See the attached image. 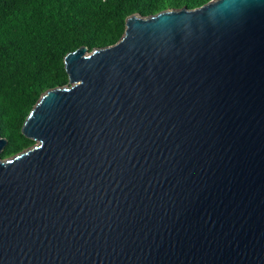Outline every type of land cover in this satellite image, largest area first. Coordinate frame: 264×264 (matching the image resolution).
Instances as JSON below:
<instances>
[{"label": "water", "instance_id": "95a60500", "mask_svg": "<svg viewBox=\"0 0 264 264\" xmlns=\"http://www.w3.org/2000/svg\"><path fill=\"white\" fill-rule=\"evenodd\" d=\"M64 68L0 157V264H264V0L133 15Z\"/></svg>", "mask_w": 264, "mask_h": 264}, {"label": "trees", "instance_id": "16d2710c", "mask_svg": "<svg viewBox=\"0 0 264 264\" xmlns=\"http://www.w3.org/2000/svg\"><path fill=\"white\" fill-rule=\"evenodd\" d=\"M214 0H0V136L2 159L34 142L21 132L51 88L68 84L64 57L115 45L133 15L192 10Z\"/></svg>", "mask_w": 264, "mask_h": 264}]
</instances>
